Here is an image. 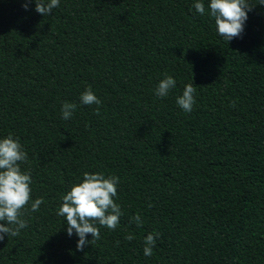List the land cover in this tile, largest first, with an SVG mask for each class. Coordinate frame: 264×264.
<instances>
[{"label":"trees","instance_id":"1","mask_svg":"<svg viewBox=\"0 0 264 264\" xmlns=\"http://www.w3.org/2000/svg\"><path fill=\"white\" fill-rule=\"evenodd\" d=\"M25 2L0 0V139H19L32 180L27 227L0 241V264H264L262 0L228 43L210 0L203 15L196 0H59L48 16ZM165 76L176 87L160 98ZM88 88L98 115L80 101ZM84 172L119 178L122 215L78 251L57 211Z\"/></svg>","mask_w":264,"mask_h":264},{"label":"clouds","instance_id":"2","mask_svg":"<svg viewBox=\"0 0 264 264\" xmlns=\"http://www.w3.org/2000/svg\"><path fill=\"white\" fill-rule=\"evenodd\" d=\"M33 0H26L22 5L28 10ZM35 11L43 16L52 14L54 8L59 7V0H34ZM261 5H264L262 0ZM248 0H210L208 10L214 18L216 30L220 37L230 42L234 38L241 37L248 12L252 10ZM195 10L203 15L206 11L202 0H196ZM176 87V81L172 76H165L155 88V95L163 98L169 95L171 89ZM196 88L193 83L185 85L181 95L176 97V104L186 113L193 110L195 104L194 94ZM80 101L84 105H97L96 114H99L100 99L88 88L81 93ZM76 105L64 102L61 107L62 118L68 120L73 116ZM28 154L23 150L18 138L12 134L0 139V241L9 235L16 237L20 231L27 227V221L20 217L24 215V209L31 200V174L30 171H22L20 164L26 162ZM119 178L116 176L105 177L103 173H83L82 181L74 184L71 189L62 196L57 215L64 217L67 224L69 237L78 236L76 248L78 251L100 239V228L105 227L115 230L122 215L120 205L114 202L117 196ZM43 199H36L31 203V211L39 210ZM140 226L142 220L139 215L132 218ZM91 234L92 240L87 239ZM159 237V233H155ZM131 241L134 236L125 237ZM119 243V242H118ZM156 238L148 234L144 239L143 252L145 256L153 255Z\"/></svg>","mask_w":264,"mask_h":264}]
</instances>
